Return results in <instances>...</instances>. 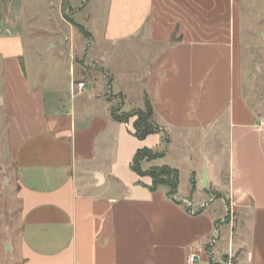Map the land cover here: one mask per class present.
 I'll return each mask as SVG.
<instances>
[{
	"label": "crops",
	"instance_id": "crops-1",
	"mask_svg": "<svg viewBox=\"0 0 264 264\" xmlns=\"http://www.w3.org/2000/svg\"><path fill=\"white\" fill-rule=\"evenodd\" d=\"M18 1L0 0V264L3 253L15 257L10 264H224L228 254L264 264V112L253 84L245 87L255 76L246 61L264 63L256 59L264 55V0H248L263 15L248 44L245 0L75 3V16L85 14L64 23L78 33L81 26L87 42L63 35L55 67L67 64L68 73L54 81L40 66L56 45L27 39ZM28 55L35 59L27 65ZM145 97L169 144L142 169L180 173L175 141L223 140L224 170L216 159L211 173L203 150L199 170H189L192 195L200 183L222 206L179 191L168 197L166 187L152 193L143 187L150 178L129 169L137 150H160L161 138L137 140L135 119L118 123L111 112L142 109Z\"/></svg>",
	"mask_w": 264,
	"mask_h": 264
},
{
	"label": "rangeland",
	"instance_id": "rangeland-1",
	"mask_svg": "<svg viewBox=\"0 0 264 264\" xmlns=\"http://www.w3.org/2000/svg\"><path fill=\"white\" fill-rule=\"evenodd\" d=\"M18 1V0H16ZM24 6V12H25V21H26V33H27V39H37L39 40L38 45L42 49L46 46L48 47V42L55 44L56 49H49L47 50V54L42 60V64L40 68L44 71H48V80L54 81V77L56 76V73L59 71L61 74V80L65 78V74L68 73V65L62 64L59 66L58 69H56V60L60 52H66L63 48H61L59 45L62 43L63 35H66L67 37H72V39L75 40L76 46H82V42H87L85 39H83L82 35L78 33V31L70 28L67 24H75V20H79L80 17H82L83 14H85V11L82 12V15H78V17L75 16V3L80 4L81 1L86 2V0H61V10L59 13V0H21ZM97 1V0H95ZM94 0H90V3L87 8L91 6L95 2ZM102 1V0H101ZM247 4L243 5V12H242V20H243V37H244V44L250 43L251 40H256V38L252 35L253 32L251 31L253 26L256 23H262V17L263 15H258L256 12H251L247 9V7H250L251 4L248 0H245ZM9 0H4V4L8 5ZM19 5L20 2L18 1ZM99 8H101V4H99ZM83 26L87 29L91 28L92 25L83 23ZM84 36V35H83ZM85 38L88 37V35L84 36ZM28 42V41H27ZM26 42V45H27ZM254 48V47H253ZM251 48V50L254 51V49ZM138 49L142 48H136ZM51 50V51H50ZM135 50V51H136ZM45 51V49H43ZM42 51V52H43ZM129 58H134V52H130L128 54ZM255 56V54H254ZM259 57L261 60L264 58V55L262 53H258L256 55V59ZM35 59V56L32 55L29 57H26V63L28 65V61L31 59ZM33 59V60H34ZM32 60V61H33ZM37 63H40L37 61ZM133 68H140V71L145 70V64L142 63L140 65L139 61L137 60H131L130 62ZM258 66L255 65V62L247 60L246 61V72L248 74H253L255 76L248 77L245 80V87L249 86V82L253 84V92L257 94L259 98V103L263 105V112H264V66L263 61L257 62ZM93 68V67H92ZM88 69V68H87ZM247 77V76H246ZM251 84L247 91L252 90ZM246 91V95H250L249 92ZM252 92V93H253ZM143 109V108H142ZM139 109V110H142ZM121 114V113H120ZM135 119V118H134ZM194 140H191L187 143H182L180 141H175L174 147L175 152H173L172 156H174L176 159L180 161V173H178V188L177 191H179V195L185 196V197H191L192 201L194 203H199L201 201H206V207L209 206L218 207L222 206L220 201H213L214 198L212 195H208L207 193H204L201 191L200 183L196 185L195 193L192 195V188L194 187V184L192 182V178L190 176V169L199 170V167L201 165L202 160V152L204 151L206 153L207 160H209V167L210 172H217L218 170V164L221 167V169L224 170L226 167V154H225V147H224V141H214L210 140V138L207 136L205 138H199V136H194ZM179 148L185 149L187 152V158H180V154L177 150ZM203 150V151H201ZM218 152V154H217ZM190 153V154H189ZM182 155V154H181ZM217 155H219V158H217ZM219 159V163L215 164V160ZM193 206V205H192ZM194 207V206H193ZM217 212L218 209H217ZM2 221V222H1ZM0 221L1 226H4L6 224V216L2 218ZM3 264H10V259L15 258L13 255H8L6 253H3ZM222 263L224 264H238L235 260V257L231 254H228L227 256L222 257Z\"/></svg>",
	"mask_w": 264,
	"mask_h": 264
},
{
	"label": "trees",
	"instance_id": "trees-1",
	"mask_svg": "<svg viewBox=\"0 0 264 264\" xmlns=\"http://www.w3.org/2000/svg\"><path fill=\"white\" fill-rule=\"evenodd\" d=\"M81 34L88 35L85 30L75 25ZM112 118L122 124H128L130 119L135 118L132 124V136L137 140H143L149 135L158 134L161 138V149H140L137 150L129 164V169L139 177H148L151 180L150 186L146 187L150 192H155L159 187H166L168 197H173L178 188V171L169 167H152L147 170L142 169L143 162H151L164 156L169 138L165 132L154 122V109L147 97L144 98L142 110H132L128 113H121L119 110L111 112ZM193 189V188H192Z\"/></svg>",
	"mask_w": 264,
	"mask_h": 264
},
{
	"label": "built area",
	"instance_id": "built-area-1",
	"mask_svg": "<svg viewBox=\"0 0 264 264\" xmlns=\"http://www.w3.org/2000/svg\"><path fill=\"white\" fill-rule=\"evenodd\" d=\"M76 88L78 90H83L85 88V84L83 82H79V83H77ZM188 260H189V262H194V258L192 256L189 257Z\"/></svg>",
	"mask_w": 264,
	"mask_h": 264
},
{
	"label": "water",
	"instance_id": "water-1",
	"mask_svg": "<svg viewBox=\"0 0 264 264\" xmlns=\"http://www.w3.org/2000/svg\"><path fill=\"white\" fill-rule=\"evenodd\" d=\"M206 181V168L203 170L201 187H205Z\"/></svg>",
	"mask_w": 264,
	"mask_h": 264
}]
</instances>
